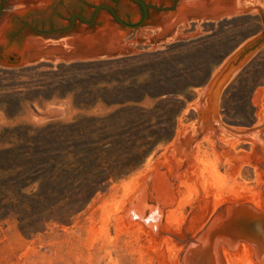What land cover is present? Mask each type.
<instances>
[{"label": "rangeland", "instance_id": "rangeland-1", "mask_svg": "<svg viewBox=\"0 0 264 264\" xmlns=\"http://www.w3.org/2000/svg\"><path fill=\"white\" fill-rule=\"evenodd\" d=\"M199 26L202 33L152 50V43L136 44L143 52L0 66V264H182L186 243L175 237L197 236L225 203H250L264 213V170L242 162L234 173L223 150L202 137L193 155L195 178L181 168L175 204H160L159 231L168 234L155 236L139 219L125 223L129 198L146 174L147 203L156 205L154 173L165 168L174 180L167 152L199 119L202 92L264 31L257 9ZM260 88L264 45L223 87L222 124L253 129L260 116L252 101ZM147 142L159 144L128 171ZM233 149L252 154L254 144L239 141ZM254 252L249 242L234 251L221 244L225 264H260Z\"/></svg>", "mask_w": 264, "mask_h": 264}, {"label": "water", "instance_id": "water-1", "mask_svg": "<svg viewBox=\"0 0 264 264\" xmlns=\"http://www.w3.org/2000/svg\"><path fill=\"white\" fill-rule=\"evenodd\" d=\"M263 6L256 0H0V66L147 51L137 50L138 43H152L148 49L152 50L158 47L156 43L202 33L199 23L206 19L217 20L257 9L264 24ZM191 20H198L197 31L183 33L181 29L190 27ZM180 24L182 28H178ZM263 45L264 31L222 65L196 103L199 119L178 133L167 152L166 158L175 166L174 180H169L165 168L158 166L152 180L156 205L148 204L150 182H146V174L129 198L123 214L126 224L135 218L157 237L168 234L159 231L164 209L176 202L173 185L182 177L180 169L187 170L189 180L195 178L191 172L197 169L193 155L199 138L208 137L222 149L223 157L234 164V173L242 162H251L264 170V89L256 90L253 96L260 116L253 129L233 131L222 124L218 114L223 87ZM221 137L225 140L220 141ZM239 141L253 143V153L236 154L233 146ZM160 204L165 208H160ZM146 209H150L147 217ZM175 238L186 243L179 253L182 264H225L221 244L234 251L241 241L249 242L255 250L254 258L264 264V213L250 203H225L197 236Z\"/></svg>", "mask_w": 264, "mask_h": 264}, {"label": "trees", "instance_id": "trees-1", "mask_svg": "<svg viewBox=\"0 0 264 264\" xmlns=\"http://www.w3.org/2000/svg\"><path fill=\"white\" fill-rule=\"evenodd\" d=\"M159 143H151V142H147L144 147H142L141 150V154L140 156H138L137 162L134 165H128L126 167H128V171H131L133 169H136L138 166H140L143 161L145 160V158L148 156V154H150L152 152V150L158 145ZM1 154V153H0ZM91 192V190H90Z\"/></svg>", "mask_w": 264, "mask_h": 264}, {"label": "crops", "instance_id": "crops-1", "mask_svg": "<svg viewBox=\"0 0 264 264\" xmlns=\"http://www.w3.org/2000/svg\"><path fill=\"white\" fill-rule=\"evenodd\" d=\"M237 14V13H236ZM236 14H232V15H226V16H222V17H220L219 19H217V20H221V19H223V18H228V17H232V16H234V15H236ZM211 21H216V20H214V19H206V20H203V21H201V22H211ZM196 23V22H198V20H191V21H188V23L189 24H191V23ZM183 27V24H180V25H178V28H182ZM182 30V32L184 33V31H185V28L184 29H181ZM41 60H46V59H41ZM62 61H65V60H62Z\"/></svg>", "mask_w": 264, "mask_h": 264}, {"label": "flooded vegetation", "instance_id": "flooded-vegetation-1", "mask_svg": "<svg viewBox=\"0 0 264 264\" xmlns=\"http://www.w3.org/2000/svg\"><path fill=\"white\" fill-rule=\"evenodd\" d=\"M101 8H107V7H101ZM101 8H100V9H101ZM100 9H99V10H100Z\"/></svg>", "mask_w": 264, "mask_h": 264}, {"label": "bare ground", "instance_id": "bare-ground-1", "mask_svg": "<svg viewBox=\"0 0 264 264\" xmlns=\"http://www.w3.org/2000/svg\"><path fill=\"white\" fill-rule=\"evenodd\" d=\"M243 248H245V247L243 246Z\"/></svg>", "mask_w": 264, "mask_h": 264}]
</instances>
